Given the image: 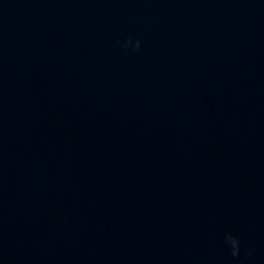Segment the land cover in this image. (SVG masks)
Listing matches in <instances>:
<instances>
[{
  "label": "water",
  "instance_id": "1",
  "mask_svg": "<svg viewBox=\"0 0 264 264\" xmlns=\"http://www.w3.org/2000/svg\"><path fill=\"white\" fill-rule=\"evenodd\" d=\"M0 264H264V0H0Z\"/></svg>",
  "mask_w": 264,
  "mask_h": 264
},
{
  "label": "clouds",
  "instance_id": "2",
  "mask_svg": "<svg viewBox=\"0 0 264 264\" xmlns=\"http://www.w3.org/2000/svg\"><path fill=\"white\" fill-rule=\"evenodd\" d=\"M121 48L127 49L129 45L131 44L133 49L136 50L140 47V40L138 38H133V37H124L122 40L118 39L116 41ZM224 239L226 244L229 247L230 253L233 257H236L240 253V241L239 239L232 235L231 233L226 232L224 234Z\"/></svg>",
  "mask_w": 264,
  "mask_h": 264
}]
</instances>
